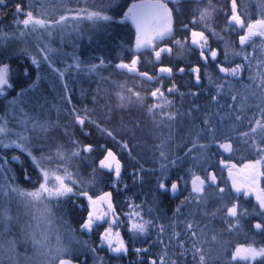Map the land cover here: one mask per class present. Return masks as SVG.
<instances>
[{
	"label": "snow or ice",
	"instance_id": "snow-or-ice-1",
	"mask_svg": "<svg viewBox=\"0 0 264 264\" xmlns=\"http://www.w3.org/2000/svg\"><path fill=\"white\" fill-rule=\"evenodd\" d=\"M256 2L260 15L255 19L249 15L247 0H227L226 7H217L223 0L215 3L213 0H139L132 3L118 22L134 24V50L140 53L151 49L156 73L140 71L139 54L129 62L120 61L115 68L135 74L141 83L156 86L142 94L117 84L115 107L108 102L106 90L98 88L91 99L100 108L99 114L87 105L82 108L72 106L67 109L70 123L50 119L47 99L34 95L39 77L8 101L5 111L0 113V264L6 261L7 264H20L18 245L26 246V264H88V252L94 256V264H104L97 246L79 240L75 236L77 230L64 218L63 209L69 201L76 207H83L77 204L81 197L87 201V210L79 231L92 233L100 225H106L99 235L100 249L126 255L131 244L119 229L127 226L133 241L141 237L147 239L152 230L155 231L156 238L148 246L133 249L141 264H256L257 261L264 264V246L258 247L253 242L230 249L225 235L239 231L241 221L250 215L261 218L252 227L264 233V188L258 185L259 178L264 177V0ZM69 3L76 6L69 7ZM80 3L81 0H60L59 5H54L53 0H25L24 4L16 5L13 25L7 30L0 28V97L7 98V93L15 90V70L5 62V53L16 41L27 45L28 38H32L36 44L35 53L27 46L21 47L19 52L28 55L37 69L47 62L61 81L70 70L95 73L104 65L103 60L99 64L84 65L74 56V63L63 69L55 68L52 53L57 49L47 43L41 46V32L51 38L54 32H63L70 21L117 22L115 16L119 13L108 14L116 0H95L87 7H80ZM190 3L197 6L185 22L181 18ZM3 4L5 0H0V5ZM217 13L225 18L221 31L236 33V42L227 39L213 26ZM177 22L179 29L175 27ZM177 31H183L185 35L176 38ZM210 36L223 42L222 61L218 59L221 49L211 47ZM237 43L239 50H236ZM173 47L178 49L180 58L198 51L205 70L209 61L215 62L220 75L214 78L208 74V83L213 85L214 92L209 96L207 106L195 101L184 111L176 106L173 94L181 98L199 97L201 89L184 93L171 79L175 74L174 67L161 61L165 56H172ZM237 58L239 62L233 63ZM176 71H188L196 85L202 84L200 63L191 64L187 69L179 67ZM23 75H29L28 68L23 69ZM166 78L170 80L167 87L163 83ZM63 89L62 99L71 104L67 82L63 83ZM102 91L103 96L100 95ZM82 95L87 93L82 92ZM148 98L151 103H146ZM133 103L144 109L150 128L131 116L128 119L120 117L119 127L109 126L117 110L127 109ZM76 127L83 137L91 136L95 129L104 142L85 143L76 135ZM57 133H62L63 141L57 139ZM138 133L146 134L156 142L148 148L143 135ZM143 148H148L154 157L157 166L153 169H145L134 154ZM16 150L19 154H12ZM240 151L249 152L254 159L238 167L231 158ZM96 153L100 155L97 157ZM217 154L221 171H227L230 178V184L226 186H221L210 163ZM125 155L127 161L122 159ZM185 160L189 166L183 170L184 175L177 173L173 179L171 171L179 169ZM25 161L30 162L36 173L35 181L24 166ZM13 162L21 166L22 178L32 185V190H26L18 183L13 174ZM80 162L91 167L88 179L80 174L77 167ZM74 167L75 172L72 171ZM126 167L130 168L133 183L142 181L145 171L158 173L152 194L153 206L158 194L176 196L187 190L172 217L146 218L153 208L145 210V205L136 203L132 197L125 203L127 211H118L113 191L95 197L89 194L88 189L101 173L111 175L113 189H127L128 184L122 177ZM253 195L257 207L250 212L241 201ZM13 204L18 209L15 216L11 213ZM21 207L23 212L19 210ZM22 216L28 219L22 222ZM162 219L166 223L160 222ZM217 220L223 222V229L212 226ZM16 225L19 226L18 233L13 232ZM152 246H159L160 252L152 254Z\"/></svg>",
	"mask_w": 264,
	"mask_h": 264
},
{
	"label": "trees",
	"instance_id": "trees-1",
	"mask_svg": "<svg viewBox=\"0 0 264 264\" xmlns=\"http://www.w3.org/2000/svg\"><path fill=\"white\" fill-rule=\"evenodd\" d=\"M137 0H116V3L109 9L108 14L119 13L115 16L117 22L111 21H89V20H79V21H70L68 26L64 29L63 32H54L51 38L47 37L43 32L40 34L41 46L47 43L51 47L57 49V51L52 53V58L54 60V66L61 67L62 69L67 66V64L74 63L73 57H78L79 60L84 65L90 64H99L101 60L105 63L102 67L97 69V72L90 73L87 71H69L65 74L64 81H61L57 74L54 72L40 71L34 65H32L31 60L28 55L19 52L21 47L27 46L31 53H35L36 44L32 38H28L27 45L21 41H16L14 44L17 46L14 48V45L11 44L7 47V52L5 53V62L11 64L12 68L15 70L13 73V83L15 85V90H11L7 93V98L0 97V113L4 112L8 101L16 96L17 92L20 89L28 88L29 84L32 81L36 80L39 77L38 88L35 91V96H43L48 101V116L52 120L59 119L63 123H70V117L67 114V109L75 106L77 108H82L87 105L89 108H95L99 114L100 108L93 104L91 96L96 92L98 88L106 90L108 102L115 107L118 103L115 93L119 90L116 85L124 84L126 88H133L135 91H141L142 94H146V90L154 88L156 85L154 83H141L140 79L132 73H127L124 70H118L115 68V65L120 61L129 62L134 55L139 54L134 50L135 45V36L136 29L131 21H126L124 23H119L118 21L122 19L123 13L127 11V8L136 3ZM95 0H81L80 7H87L88 4L94 3ZM106 2V0H105ZM25 0H5V4L0 5V28L5 30L8 27L13 25V17L15 15V7L17 4H24ZM60 0H53L54 5H59ZM69 7H75L74 3H69ZM62 11V10H61ZM60 14V12H57ZM191 18V14H186L181 19L187 21ZM180 25L179 22L176 24ZM16 53V54H13ZM144 53H140L141 63L139 66L140 71H148L150 74L156 73V66L153 63L152 54H149V57H145ZM144 58L149 61V63H144ZM40 67H44L43 64ZM187 69L189 64L184 65ZM28 68L29 75H23V69ZM40 75V76H38ZM180 75L181 79H178ZM188 71L185 73L174 75L171 79L174 80L175 84L178 86L181 92L187 93L189 90L201 89L199 97L186 96L181 98L178 94H173L172 98L176 101V106L181 108V111H184L190 104V102L195 101L196 103L205 104V96L203 95L204 88L201 85H196ZM190 77V78H189ZM67 82L69 84V94L71 95V104L63 100L64 95L63 83ZM165 87L170 86V80L164 79L163 81ZM214 88V87H213ZM214 90V89H213ZM82 92L87 93V95H82ZM102 91L100 95H104ZM151 98L146 100V103H151ZM103 103V101H101ZM183 105V107H181ZM129 116L132 118H139L144 122L147 128L151 127V123L148 121L144 109L133 103L130 104L127 109L117 110L114 113L113 120L110 122L111 127H119V118L123 117L128 119ZM91 127V126H89ZM75 133L79 136L85 143L89 142H98L103 143L104 141L97 135L95 129H92V135L88 137H83L79 128L76 127ZM57 139L63 141L62 133H57ZM143 135L144 140L146 141L148 148L151 147L156 141L153 140L150 136L146 134ZM66 143V141H64ZM55 143V141L53 142ZM111 147L112 145L109 144ZM148 148L137 149L134 153L137 155V159L141 164L144 165L145 169H153L157 165L154 162V157ZM11 151V150H8ZM213 152L216 151L215 148L212 149ZM12 154H19V150H16ZM179 155H183L182 151H178ZM97 157L99 153L95 154ZM227 158V156H225ZM21 159H24L22 156ZM122 159L128 160L127 156H123ZM220 159L219 154L212 157L210 163L213 165L214 170L218 175V179L221 181V186L228 185V173L227 171H221V166L217 163ZM253 155L247 151H240L237 155H234L231 158V162L240 165L243 160H251ZM25 167H28L29 171L33 174V181L36 179V173L30 166V162L25 161ZM189 166L187 160L183 161L179 169H173L171 171V177L174 179L177 173L184 175V169ZM77 167L79 168L80 174L88 179L91 174V167L86 162H80ZM12 168L14 170L13 174L17 176L18 183H20L24 188H32V185L28 182H25L22 178V168L21 166L13 162ZM72 171H76L74 167ZM130 168L126 167L122 173L123 182L128 184V188L123 187L120 190H115L112 187V178L108 173H101L97 176L96 183L92 185L88 191L90 195L96 196L105 191H113V201L118 205V211H127L125 203L128 197L134 198L136 203H143L145 205V210L148 207H152L153 211L146 215V218L154 217L156 210H159L158 216L162 217H172L175 211V208L180 205L184 196L187 195V190H184L180 193H177L176 196L172 195H163L158 194L157 202L153 206V192L155 191L156 181L155 176L158 173L152 171H145L143 175V180L133 183L131 176L129 175ZM263 187H264V178H263ZM243 206L248 210L253 207H257V202L250 196L248 198H242ZM77 204L83 205V207H76L70 201L64 206L63 212L65 214L64 218L69 221L73 228L76 227V230L79 229V224L83 220L87 205L86 201L81 197L77 200ZM211 204V202H210ZM183 211V209H182ZM153 214V215H152ZM157 216V215H156ZM199 218V214H197ZM260 217L248 218L245 217L241 222L239 231H236L232 234H227V239L229 241V248L235 245H247L249 243L255 242L256 246H264V233L257 232L253 227L254 221H260ZM160 222L166 223V220H161ZM214 228L223 229L224 225L222 221H214ZM123 237L126 241L130 242L131 247L130 251L126 255H110L104 250H98L99 255L103 258L104 264H141V259L134 252L135 247H145L149 245V242L154 240V230L152 234L147 238L141 237L138 240H132L130 234L127 231V226L122 227ZM85 238H89V235L86 233L78 232ZM211 235V233H209ZM89 240V239H88ZM95 243V242H94ZM92 241L89 242L90 245H96ZM19 255L22 253L18 250ZM150 252L155 254L154 246L150 248ZM160 248L158 249V253ZM157 253V254H158ZM90 256V253H88ZM7 264V262H5ZM88 264L89 261H88ZM240 264H245V262H240ZM256 264H260L259 261Z\"/></svg>",
	"mask_w": 264,
	"mask_h": 264
},
{
	"label": "flooded vegetation",
	"instance_id": "flooded-vegetation-1",
	"mask_svg": "<svg viewBox=\"0 0 264 264\" xmlns=\"http://www.w3.org/2000/svg\"><path fill=\"white\" fill-rule=\"evenodd\" d=\"M136 2L138 3L139 0H137ZM213 2L215 3L216 0H213ZM247 3H248V12H249V15L251 16V18H253V19L258 18V16L260 15V9L257 6L256 0H247ZM226 4H227V0H223V3L217 4V7H226ZM196 6L197 5L195 3H190L188 5V7H187V10L185 11L184 16L186 14H192V9H194ZM200 6L203 7L204 5L201 4ZM224 19L225 18L223 16V14L217 13V15L215 17V22L213 24V26L216 28L217 31H221L222 30V28L224 26ZM175 27L177 29H179L180 25H178V26L175 25ZM221 34L222 35H226L227 39H229L232 42H236L237 39H238L236 33H227L226 34V33L221 31ZM184 35H185V33L183 31H177L176 38H182ZM164 43H167L168 46H172L169 41H165ZM209 43H210L212 48L221 49V55H220V57H218V59L222 61L223 60V51H222L223 42L210 36ZM236 50H239L238 43L236 44ZM176 51H178V49L176 47H173L172 56L171 57H168V56L163 57L161 63L166 64V65H172L174 67V73L176 75L182 74V73L176 71V69H178L179 67H185L184 65L186 63L189 64V65L200 63L202 65V84H201V86H202V88H204V91L202 93L205 96L204 97L205 98V102L204 103L208 104L209 103V96L214 92L213 85L208 83V74L212 75L214 78L218 77L220 75V73L218 72V70H217V68L215 66V62L209 61L208 65H207V68L205 70V67L203 66V62L199 60L198 51H193L191 54H188V55L184 56L183 58H176L175 55H174V53ZM140 53H144L145 57H149L150 56L149 54H152V51H151V49H146V50H141ZM140 53H139V55H140ZM152 57H153V55H152ZM236 62H239V58H237L235 61H233V63H236ZM140 63H141V58H140ZM140 63H139V66H140ZM144 63L145 64L149 63V61L144 58ZM181 77H184V76L180 75L177 78L181 79ZM190 77L189 78L193 80L192 76H190ZM253 198L255 199L254 195H253ZM158 213H159V210L157 209L156 210V215L157 216H158ZM104 227H106V226L102 224V225H100V227L98 229L94 230L92 233H86L87 235H89V238H88L89 240L87 238H85L84 236H82L81 234H79V236H81L83 239H85L88 243L91 242V241L93 243L95 242L94 244H96V245H92V246H97L98 250H104L105 252H108V250L106 248L100 249L98 247V245H99V235L103 231ZM78 232H80L79 229H78ZM154 233H155V231H154ZM155 238L156 237H155V234H154V239ZM158 249H159V246H154L155 254L158 253ZM87 255H89V254L87 253ZM110 255H114V254H110ZM121 255H125V254H121Z\"/></svg>",
	"mask_w": 264,
	"mask_h": 264
},
{
	"label": "rangeland",
	"instance_id": "rangeland-1",
	"mask_svg": "<svg viewBox=\"0 0 264 264\" xmlns=\"http://www.w3.org/2000/svg\"><path fill=\"white\" fill-rule=\"evenodd\" d=\"M257 41H259V38H257ZM13 45H14V48L15 47H17L14 43H12ZM178 51H176L175 53H174V55H175V57L176 58H180L179 56H178ZM43 64V68L41 69V68H39V70L40 71H47V72H51V69L49 68V65L47 64V62H45V63H42ZM41 64V65H42ZM40 67H42V66H40ZM55 68H60V69H62L61 67H56V66H54ZM38 76H40V75H38ZM58 77V76H57ZM238 153H236L235 155H237ZM253 159H254V157H253ZM247 162H249V160H243L242 161V163H240V165H237L238 167H242V165L244 164V163H247ZM234 163V162H233ZM263 178L264 177H260L259 178V181H258V185H259V187L260 188H264L263 187ZM228 179H229V182H230V178L228 177ZM230 184V183H229ZM21 185V184H20ZM21 187H23L22 185H21ZM24 188V187H23ZM24 189H26V190H32V188L30 189H28V188H24ZM101 194V193H100ZM99 195V194H98ZM93 197H95V196H93ZM250 197V196H249ZM248 198V197H247ZM86 201V200H85ZM86 205H87V201H86ZM254 208V207H253ZM252 208V209H253ZM252 209H250L249 211L251 212V210ZM17 206L15 205V204H13L12 205V208H11V213H12V215L13 216H15L16 215V213H17ZM21 212H23V208L21 207L20 209H19ZM153 215V214H152ZM154 216H156V214H154ZM258 217V216H256V215H250V216H247L248 218H253V217ZM26 219H28V217H26V216H22L21 217V221L23 222V220H26ZM256 222H258V221H254L253 222V224L254 223H256ZM68 223H69V221H68ZM242 223V222H241ZM241 225V224H240ZM57 226L59 227V222H57ZM106 226V225H105ZM74 229H76V227L74 228ZM120 231H121V234H122V236H123V232H122V228L121 229H119ZM61 231H63V229L61 228ZM13 232H16V233H18L19 232V226L18 225H16V226H14L13 227ZM75 236L79 239V240H83V241H86L85 239H83L81 236H79V234H78V229H77V231L75 232ZM55 238L53 237V240H54ZM65 243H67V239H65ZM25 245H18V250L22 253L21 255H18V259L20 260V264H26V261H25V258H24V253H25ZM74 247H76V248H78L79 246L78 245H74ZM108 252L110 253V254H114V253H112V252H110L109 250H108ZM88 253H90V256H88L89 257V263L90 264H94V256H93V254L91 253V252H88ZM31 254V253H30ZM114 255H117V254H114ZM7 262V261H6ZM27 264H33V262H27Z\"/></svg>",
	"mask_w": 264,
	"mask_h": 264
},
{
	"label": "water",
	"instance_id": "water-1",
	"mask_svg": "<svg viewBox=\"0 0 264 264\" xmlns=\"http://www.w3.org/2000/svg\"><path fill=\"white\" fill-rule=\"evenodd\" d=\"M130 6H131V5H130ZM130 6H129V7H130ZM132 24H133V23H132ZM133 25H134V24H133ZM134 27H135V26H134Z\"/></svg>",
	"mask_w": 264,
	"mask_h": 264
}]
</instances>
